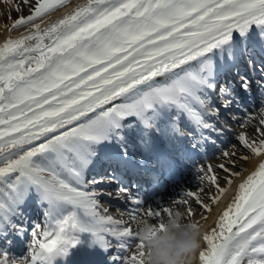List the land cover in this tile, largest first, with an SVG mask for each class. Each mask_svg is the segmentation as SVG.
Returning <instances> with one entry per match:
<instances>
[{"label": "snow or ice", "instance_id": "6c2138e0", "mask_svg": "<svg viewBox=\"0 0 264 264\" xmlns=\"http://www.w3.org/2000/svg\"><path fill=\"white\" fill-rule=\"evenodd\" d=\"M71 2L34 0L29 14L10 26L26 34L0 43V217L7 218L31 187L54 209L63 204L75 210L57 221L54 231L33 233L26 257L0 253V264H52L79 243L71 234L85 231L105 249L112 246L107 238H115L122 255L113 259L119 264H143L144 243L132 225L138 216L146 217L163 230L172 207H143L131 200L127 221L106 214L83 179L90 146L105 139L118 119L143 117L154 104L177 105L202 123L197 109L202 101L196 95L202 81L196 75L187 73L166 86H154V78L174 76L175 70L227 42L234 29L244 34L250 25L264 26V0H83L44 24ZM21 3L29 5V0ZM145 87L150 90L143 91ZM121 99L124 102L116 103ZM254 120L253 132L236 137L250 154L240 157L245 163L250 156H264V110L241 127H251ZM48 151L56 154L52 163L35 162ZM219 167L227 171L224 164ZM199 172L201 182L216 187L219 196L209 199L217 203L226 193L220 177L205 175L211 166ZM232 182L226 181L229 186ZM189 200L211 211L193 191L172 204ZM193 215L188 208L187 216ZM202 239L199 264H264V160L239 184L232 202Z\"/></svg>", "mask_w": 264, "mask_h": 264}, {"label": "bare ground", "instance_id": "6f19581e", "mask_svg": "<svg viewBox=\"0 0 264 264\" xmlns=\"http://www.w3.org/2000/svg\"><path fill=\"white\" fill-rule=\"evenodd\" d=\"M79 3H83V0H72V2L70 4H68L66 7L61 8L58 11H55L51 14L50 17L45 18L44 20V24L46 23H50L55 21L57 18H59L60 16H62L63 14H65L66 12H68L75 4H79ZM1 17V15H0ZM254 25V24H253ZM252 25V26H253ZM43 26V24H42ZM257 26V25H256ZM259 29L264 31V26H257ZM252 27L251 25L249 26V29L247 30V32L245 33H249V30H251ZM244 33V34H245ZM22 34H26V30L25 29H16V30H11L10 28L2 25L0 23V43H3L5 41V39L11 37V38H18L20 35ZM214 49V48H213ZM212 49V50H213ZM208 57V53H206L203 57H200L194 61H190L187 65H185L183 67V69H177L175 70V75L173 76L172 73H165L157 78H154V86H166L167 84L171 83V79H176L179 78L181 76L186 75L187 73H192L195 74L197 77H200L201 75V70L204 69L203 64L204 60ZM206 80L201 84V86L206 84ZM150 89L145 87L143 89V91H149ZM124 102L123 99L116 101V103H121ZM131 102V101H128ZM180 110H182V108H179L177 105L174 104H154L152 106V108L148 109L143 117L137 116V115H129V116H133L135 118V120H137L139 123H141V127H142V132L145 133V129L146 127H151L153 128V125H157V124H161V123H166L168 124V127H170L171 129L174 128L171 116L172 114H177ZM260 113V112H259ZM216 114V113H215ZM128 116H124L120 119H118L117 121V127L120 126V130L116 129L111 125L107 131V135L106 138L101 140V145H97V147H93L92 145L90 146V153L91 155L89 156V162L87 164V166L84 168L87 171H90L91 168H94L95 171H97L96 169H102V168H107L108 166L106 165V163H109V161H107L108 157H110L111 159L116 158V160H124L126 162H128L129 160L133 159L134 156H136L137 154H135L134 151H137L138 147H136V145L133 144V137H132V133L131 131L126 130L123 127L122 130V121L127 118ZM258 118V115L255 116ZM121 121V124H120ZM145 121H147V123H145ZM240 120H238L237 122H239ZM239 123H237L238 126ZM115 125V124H114ZM242 125V124H241ZM241 125H239L241 127ZM208 126H210V124L205 123L203 124L204 128H207ZM256 127V121L254 120L252 122V126L251 127H247L245 126V128H240L239 130L237 129H233L235 131H238L239 133L242 131H247L248 133L253 132V129ZM115 131L117 134H115ZM217 134H220L221 131L217 130L216 131ZM164 134V132H163ZM140 135V134H138ZM114 136L117 138H114ZM121 139V140H120ZM123 140V141H122ZM190 143H194L195 139H191L189 140ZM142 143V141H140ZM99 148V149H98ZM147 150L146 148L143 149ZM228 152H235L236 155L234 157H221L220 159L218 158V160L216 161H212L210 162L206 168L207 169L209 166H211L212 168V172L208 173L206 172L205 175H216L218 177H220L218 183L220 185V187H223L226 189V193L223 194L222 196H220L219 200L217 203H213L211 199H209L210 197L213 196H219V193L217 192L216 187L210 185L207 182H201L200 181V172L199 170L197 172H193L191 174V176L189 177V179L185 180V182L182 183V185L180 187H178L180 190H175L174 192H165L164 198L161 200H157L154 203H150V204H146L143 207H147V206H153V207H159V206H166V207H172V210H178L180 212H182L184 214V218L185 220H191L194 221L198 224V226L201 229L202 232V236L205 233L210 232V230H212L217 221L218 218L220 217V215L222 214V212L228 207V205L232 202L233 198L235 197V195L238 192V186L240 183H242L244 181V179H246V177L248 175H250L257 167V165L259 164V162L261 160H264V156L260 157V158H255V157H251L249 158V160L245 163L243 161L240 160L241 156H249V152L242 148L239 144H237L236 146H233L230 150H228ZM137 158V156H136ZM172 160H179L181 162H183V160L178 157V156H171ZM121 161H117L116 165L120 164ZM224 164L227 167V171H222L219 167V165ZM112 166V165H111ZM182 169L184 171H186V169L188 170V167L183 166ZM183 171V172H184ZM239 172V175H231V173H237ZM84 178V176H83ZM228 180H232L233 182L231 183V185L229 186L226 181ZM141 181H146L145 177L143 176L141 178ZM87 187V186H86ZM88 190H90L91 192L95 193V197L98 196L97 198H95L96 200H99L100 198H102L103 200H105L106 196H102L101 193L104 192L102 190H100V192L98 190V192L91 190L90 187H87ZM187 191H193L196 192L198 195H200L201 200L208 204L209 207L211 208V211H205L202 207L198 206L196 204V202L194 200H189V203L187 204H180V205H176L174 206L172 204V202L174 200H181L183 199V194ZM30 192L29 194L31 195H41L42 193L41 191H38L36 187H31L29 189ZM103 195H105V193H102ZM35 197H37L35 195ZM108 199V198H106ZM110 200V199H109ZM99 202V201H98ZM105 203V201H103ZM103 202H99L100 205V209H109L110 211H113V209L115 208V206H109L104 204ZM112 202V201H111ZM26 206H29V201L26 202ZM53 208V206H51ZM191 208L192 212L194 213L193 216H191L190 218L187 216V209ZM75 209L72 208L71 205H60L58 208L54 209V213L53 216H57L60 220H63L65 216H67L68 214H70L72 211H74ZM108 210V211H109ZM37 212L36 214L39 215V210H35L33 213ZM78 216L81 217V219L83 220L84 217L82 215V213L78 212L77 213ZM117 214V213H115ZM118 218L114 217L117 220H124L127 221L129 219L127 213L123 212V211H118ZM204 217H207L206 219ZM54 219V218H53ZM9 222L14 221V217H12V215H9L8 218ZM153 222H156L155 220H153ZM1 227H3V225H1ZM12 227H14V225H12ZM132 227L134 228V224L132 225ZM19 229L21 230H27L25 227H19ZM32 229V228H31ZM30 229V230H31ZM56 229L55 224H49L47 227H44V230L47 231H54ZM36 232H42L41 230H33V233ZM88 233V238H87V245L89 247V256L90 258H92L94 261H90L89 264H119L118 261L114 260V257H117L116 254L111 255L108 254L109 251L111 250H118L119 249L116 247V245H114L115 242H118L115 240V238L112 237H108L107 239L110 241H112V243H110L112 246L107 247V249H105L104 247H101L98 243H94V237L92 235L91 232L86 231ZM0 233H1V229H0ZM73 236V234H71ZM21 236L24 237V235ZM21 237V238H22ZM42 239V237H41ZM20 240H24V239H20ZM79 243H77L74 247H80L82 244V241L80 238H78ZM7 242H10V240H7ZM33 243V242H32ZM32 245V244H31ZM205 247V242L203 241V239H201V248ZM0 253H2V247H0ZM198 255V254H197ZM13 259H17V258H23L26 256H22V257H13V256H9ZM69 257V250H68V254L66 256H57L54 258V260L52 262H55L57 259L60 260H65ZM196 264H199L198 258L196 261Z\"/></svg>", "mask_w": 264, "mask_h": 264}, {"label": "clouds", "instance_id": "9594fccd", "mask_svg": "<svg viewBox=\"0 0 264 264\" xmlns=\"http://www.w3.org/2000/svg\"><path fill=\"white\" fill-rule=\"evenodd\" d=\"M134 229L144 243L143 264H196L202 232L182 212L174 210L165 217L163 230L152 219L138 216Z\"/></svg>", "mask_w": 264, "mask_h": 264}, {"label": "rangeland", "instance_id": "374dc122", "mask_svg": "<svg viewBox=\"0 0 264 264\" xmlns=\"http://www.w3.org/2000/svg\"><path fill=\"white\" fill-rule=\"evenodd\" d=\"M32 3H34V0H29V5H24L21 3V0H0V23L10 28L12 22L15 21L19 16H27L29 14V6ZM17 5L20 6V11L15 10ZM54 160L55 159L50 151L40 154L35 158V162L41 165H48ZM17 208L18 206L15 209ZM7 218L9 217L7 216Z\"/></svg>", "mask_w": 264, "mask_h": 264}]
</instances>
